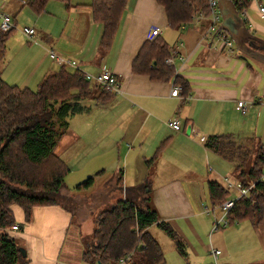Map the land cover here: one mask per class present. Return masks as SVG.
Segmentation results:
<instances>
[{
  "label": "crops",
  "instance_id": "1",
  "mask_svg": "<svg viewBox=\"0 0 264 264\" xmlns=\"http://www.w3.org/2000/svg\"><path fill=\"white\" fill-rule=\"evenodd\" d=\"M89 3L71 0L66 5L49 0L40 11L29 6L48 24L35 29V40L21 35L14 63L4 61L2 78L10 85L37 90L45 77L62 70L50 58L49 49L76 61V67H64L69 72L94 74L108 68L118 76L122 92L112 93L104 102H90L87 113L71 118V131L60 139L62 146L58 142L55 154L60 157L62 150H74L68 160L60 158L69 170L79 169L82 162L85 173L93 178L109 180L122 170L124 188L149 184L153 207L182 236L185 251L187 245L188 252L182 257L193 255L199 260L206 251L213 256L212 249H218L220 256L213 258L221 257V264H234L232 256L239 251L242 262H264V208L257 224L245 219L208 233L210 224L205 223L211 218L205 212L211 202L208 182L225 185V175L234 169L231 162L207 148L205 140L211 135H230L239 140L254 137L264 143V62L240 51L234 42L235 50L230 52L223 43L212 40L206 32L207 19L180 28L168 26L157 0H128L102 54V25L93 19ZM255 7L254 2L249 4L244 22L253 36L264 40V18ZM155 28L160 31L158 39L167 44L166 58L175 47L179 52L166 80L136 74L132 69L136 54ZM176 84L187 87L173 97L171 90ZM238 101H244V108L237 107ZM173 118L180 120L179 131L167 125ZM12 213L19 229L7 231L24 249L28 264L86 262L81 254V261L61 258L72 226L68 208L34 205L27 222L18 205Z\"/></svg>",
  "mask_w": 264,
  "mask_h": 264
},
{
  "label": "trees",
  "instance_id": "2",
  "mask_svg": "<svg viewBox=\"0 0 264 264\" xmlns=\"http://www.w3.org/2000/svg\"><path fill=\"white\" fill-rule=\"evenodd\" d=\"M47 1L25 0L22 5L40 11ZM61 1L68 5L71 0ZM127 1L90 0L92 17L102 25V54L111 43ZM208 1L157 0L164 8L168 26L174 28L192 22L197 15L203 16L201 23L208 20ZM13 29L0 31V264H28L23 248L7 231L16 225L12 208L21 207L27 222L34 205H58L69 168L54 152L57 141L66 133L71 117L90 110L87 102H104L112 93L90 83L78 71H66L65 66L45 77L35 91L8 84L1 74L6 41ZM167 55L165 41L158 36L150 38L136 54L132 69L136 74L166 80L172 75L170 66L164 63ZM94 89L97 93L91 96ZM205 146L234 165V177L242 187L251 186L248 194L235 201L227 215L229 222L247 219L257 224L264 208V143L254 137L239 140L230 135H211ZM117 180L122 184V170ZM93 182L94 178L88 177L77 189L88 188ZM208 193L213 205L230 197L229 188L216 181L208 182ZM153 225L175 242L180 255L186 256L182 236L153 207L149 184L127 187L123 197L95 216L81 258L90 264H120L121 260L125 264H166L160 243L149 231Z\"/></svg>",
  "mask_w": 264,
  "mask_h": 264
},
{
  "label": "rangeland",
  "instance_id": "3",
  "mask_svg": "<svg viewBox=\"0 0 264 264\" xmlns=\"http://www.w3.org/2000/svg\"><path fill=\"white\" fill-rule=\"evenodd\" d=\"M24 1L25 0H0V6L2 4L4 5L3 10L13 17L15 23L14 29L12 33H10L6 41L5 62L7 60V65L14 63L15 55L17 54V51L21 45V35H24L22 29L34 28L38 31V30H42L48 24L47 19H39L40 17L37 15V13L33 11V9H31L28 5H23V7H21V5L24 4ZM77 1L84 3L87 2V0H77ZM207 18H211V12ZM209 24H210V20L208 19L205 21L206 28L209 26ZM175 31L176 30H174V32ZM215 39L223 43L222 38L221 39L215 38ZM24 40L27 41V39ZM232 49L234 51L235 46H233ZM93 93L96 94L97 89L91 91V96H93ZM89 103L90 102H87V104ZM71 118L69 119V123H71ZM70 125L72 126L73 123ZM69 131H71L70 126L66 130L65 134H67ZM64 135H62L59 138L57 144ZM59 145L62 146L61 142H59ZM62 151H60L61 152L60 157L64 158L65 160H68V158L74 153L73 152L74 150L72 152L69 150H64V152ZM232 171L234 172V169L232 170L231 167L229 173H227L225 176H227L229 181H231L234 184L235 181ZM85 172L86 170L83 169L82 162H81V167L79 169H70L65 175L64 183H63V188H65L67 192L63 191L62 189L61 190L62 196L58 198V202H59L58 205L63 208H68L72 212V219H71L72 226L69 228L68 232L66 233L61 250V258L63 261L65 260H67L68 262H71L73 260L81 261L80 254L90 240V235L94 228L95 216L98 214L100 210L107 208L109 207V205L113 204L117 198L123 197L125 192V188L123 184H120L117 180L119 171H117L113 175L114 177L110 178L109 180H105L102 177H100L102 179L96 178L97 176L96 177L94 176V183L90 187L77 189V185L79 183L86 180L88 177L92 176V174L89 173L86 174ZM229 191H230V198L232 197V199H235L237 197L236 188L233 186L229 188ZM206 207L210 211H206V208L204 207L205 212L207 213L208 216L212 218V219L207 218V221H205V223L210 224L208 231L209 233L210 230L213 229L212 223L216 219L221 217L222 212L218 207V204L213 205L212 202H210V204L208 202L206 204ZM243 224L247 226L248 222H244ZM240 225L241 224H239V226ZM228 227H231V225L226 226L225 229H227ZM223 229L224 228L221 227L219 230H223ZM151 234L159 241L161 248L164 252L165 259L167 261L166 264H190V263L194 264L193 262H197V264H221V257L218 260L214 259L213 256H211V254L208 253L207 251L204 253L205 256H203V258L199 260H196L193 255H190L189 257L187 256V258L182 257L176 250L175 242L163 230H161L155 225L151 226ZM20 248H22V246H20ZM186 251L188 252L187 245H186ZM232 258L234 260V264H251V263L242 262L244 259H243V255L241 254V251H239L236 255H233ZM25 259L28 262L27 256H25ZM79 264H88V263L80 262ZM121 264H125V263H121ZM253 264H263V262L255 261L253 262Z\"/></svg>",
  "mask_w": 264,
  "mask_h": 264
},
{
  "label": "built area",
  "instance_id": "4",
  "mask_svg": "<svg viewBox=\"0 0 264 264\" xmlns=\"http://www.w3.org/2000/svg\"><path fill=\"white\" fill-rule=\"evenodd\" d=\"M238 14L243 18L245 21L247 17V9L250 3L254 2L256 7V12L259 15V17L264 18V4H262L259 0H232ZM210 12H211V18L210 24L207 28V35L211 37V39H223V44L228 47L229 51L232 52V47L234 46L233 40L229 36V34L224 31L223 29H219V25L222 21L221 19V13L218 9V1L217 0H209L208 1ZM203 16L197 15L193 17V22L196 23L201 20ZM14 19L13 17L0 9V31L6 32L12 28H14ZM23 34L27 37L28 40H35L34 36L36 33V30L34 28H23L22 29ZM160 34V31L158 28H155L151 32V38H155ZM181 46V43L179 44ZM48 54L51 59L56 60L61 66H67L70 65L72 67H76L77 63L75 60L63 58L60 55H58L54 50L49 49L47 50ZM179 52L177 51V47L171 50L170 56L164 59V63L167 66H172L173 64V57L177 56ZM86 80L90 81V83L98 86L100 89L107 90L114 94H119L122 92L121 90V84L120 80L117 75H115L112 71H110L106 67L100 68V70L97 73L90 74V73H82L81 74ZM183 91V86L181 84H176L172 90H171V96L176 97L180 95ZM245 103L244 101H238L237 107L238 108H244ZM168 127H170L174 131H179L181 128L180 120L177 118H173L167 122ZM191 133L193 134L194 131L192 130ZM201 141H204V138H200ZM225 185L227 188L235 187L236 191L238 192V195L235 199L228 198L224 200L223 202L218 204V207L220 208L222 215L220 218L216 219L212 223L213 230H217L219 228L226 227L230 224L227 215L231 211V209L234 207L235 201L238 197L248 194L249 189L251 186L248 187H242L241 184L237 181L234 184L229 181V179H224ZM215 209V208H214ZM206 211H210L208 208H206ZM12 230H18L19 226L12 225ZM212 255L217 258V256L220 254V250L218 249H212L211 251ZM120 263H124V260H121Z\"/></svg>",
  "mask_w": 264,
  "mask_h": 264
},
{
  "label": "water",
  "instance_id": "5",
  "mask_svg": "<svg viewBox=\"0 0 264 264\" xmlns=\"http://www.w3.org/2000/svg\"><path fill=\"white\" fill-rule=\"evenodd\" d=\"M217 1L222 17L219 29H223L229 34L240 51L264 62V40L249 32L232 0ZM21 252L23 256L26 255L24 249H21Z\"/></svg>",
  "mask_w": 264,
  "mask_h": 264
}]
</instances>
